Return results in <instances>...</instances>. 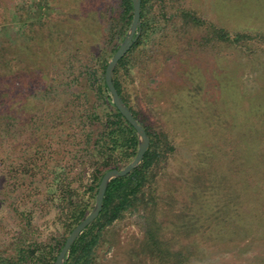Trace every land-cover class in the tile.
Instances as JSON below:
<instances>
[{
    "label": "rangeland",
    "instance_id": "374dc122",
    "mask_svg": "<svg viewBox=\"0 0 264 264\" xmlns=\"http://www.w3.org/2000/svg\"><path fill=\"white\" fill-rule=\"evenodd\" d=\"M110 1L23 0L27 12L30 7L37 12L39 4L46 6L53 28L63 14L74 20L68 27L74 41L66 38L70 51L74 43L84 41L78 43L80 50L71 61H64L67 53L59 59L47 57L33 82L31 73L23 68L26 61L21 62L24 70L17 74L21 77L17 80L21 83L17 86L18 108L13 106L11 115L3 114L7 119L0 145V178L5 186L0 193V250L7 248V253L14 252L7 243L13 241L18 229V216L23 221L31 219L32 241L45 247L58 246L70 234L71 204L83 200L94 207L96 203L90 186L97 164L84 157L88 152L83 135L90 128L84 102L72 91L52 92L46 84L82 74L89 64L102 74L101 62L91 59V54L103 42L108 25L103 12ZM148 7L150 27L132 53L127 81L142 117L167 132L175 147L157 169L162 194L157 218L167 225L169 236L176 235L179 243L188 246L191 257L186 264H264V214L240 210L235 217L232 206L225 205L226 189L219 193L222 204H218L220 197L211 198L212 189L200 196L213 183L225 181L224 170L235 156L232 123L247 130V123L257 121L264 132V42L204 45L200 39L204 28L179 16L184 7L230 32L250 30L264 35V0H150ZM21 13L22 9L18 13L14 8L0 33L6 59L12 58L11 42L22 46L27 38L20 32L31 20ZM228 75L237 81L240 96L232 92ZM15 77H6V93L7 82ZM61 109L69 114L59 127L51 111ZM9 125L13 127L9 129ZM257 134L258 138L264 135ZM26 157L32 158L31 165ZM210 170H214L213 175ZM200 207L204 216H197ZM149 214V208L135 207L107 225L97 251L99 264H153L141 248ZM190 219L196 224L186 227Z\"/></svg>",
    "mask_w": 264,
    "mask_h": 264
},
{
    "label": "trees",
    "instance_id": "16d2710c",
    "mask_svg": "<svg viewBox=\"0 0 264 264\" xmlns=\"http://www.w3.org/2000/svg\"><path fill=\"white\" fill-rule=\"evenodd\" d=\"M149 3L150 0H142L140 37L119 60L113 72V82L136 119L145 127L150 137V147L138 167L129 174L114 178L110 182L105 193L102 211L80 233L68 252L65 264H99L97 251L103 237V230L107 225L122 218L127 211L139 206H144L150 210L141 241V248L147 251L153 264H186L191 257L188 253V246L179 243L176 240V235L169 236L167 225L163 220L158 219L156 215L162 199V194L158 189L157 169L161 161L165 160L168 154L174 151L175 147L167 132L160 131L158 127L142 117L140 109H137L133 103L131 86L127 81L130 74L129 62L132 53L141 46L145 32L150 27L147 15ZM46 6H49L48 1H46ZM46 6L43 8L39 4L37 12L34 7H30L27 12L24 10L23 0H0V33L6 29L5 26L12 18L14 8L15 11L17 9L18 13L22 9L21 15L23 18L25 14L27 16L25 18L31 20L25 23V31L20 32V34L25 33L27 35V38L24 39V45L19 46V43L11 42L14 45L11 49L12 58L6 59V47L5 45L0 46V145L4 141L7 119L3 114L11 115L10 111H15V109L12 110L13 106L16 109L18 108L16 106L19 98L17 86L21 84L19 81L17 82L21 79L20 75H17L18 72L25 68L27 72L31 73L29 79L33 82V77L43 71L41 65L46 64L47 57L59 59V56L67 53L64 61L66 59L71 61L70 59H73L80 50L78 43L83 44L84 41V39H81L74 43V47L70 51L66 38L70 42L74 41L68 32L69 24L71 21L73 23L74 20L63 14L65 17L55 21V28H53L51 23L54 20L51 21L50 16H47ZM106 11H109L110 15ZM106 11L103 12V18H107L108 25H106V31L103 33V42L98 46L95 53L91 54V59L94 57L96 62H101L103 66L102 74L98 75L94 72L92 70L93 64H89L82 74L69 75L61 82L53 84L51 81V84H46L48 87L51 86L50 91L52 92L72 91L77 96L76 98L84 102V113L90 121V128L88 131H84L83 135L86 138L84 148L88 152V155L85 154L84 157H91L97 164L94 169L93 184L90 186L92 197L96 196L104 173L111 168L125 167L136 157L139 149L138 133L115 105L113 95L105 79L107 64L125 39L128 27L133 21V0H112ZM179 16L199 28H204L205 31L200 38L201 43L204 45L227 43L245 46L252 45L255 42H264V35L262 34H254L250 30L230 32L213 22H207L192 9L181 8ZM16 40H18L17 37ZM23 60L26 62L22 68L20 65ZM9 75L16 77L7 82L9 92L6 93L5 79ZM228 77L230 78L229 84L232 92L240 96L237 81L230 75ZM18 88L20 87L18 86ZM4 109H7V111L3 112ZM68 114L69 112L64 113L63 109L51 111V115L56 116V120L59 121V127L67 122L64 117L67 118ZM29 116H32L31 113ZM242 121L246 122L245 120ZM260 126L262 125H259L257 121H251L250 124L247 123L246 127L248 129L245 130L239 123H232L230 135L233 137V143L236 144L233 148L235 156L231 161L229 159L224 170L223 179L225 181L213 183L211 187L200 194L203 198L212 189L214 192L212 191L210 196L214 199L215 196L219 198V193L226 189L225 205L227 207L232 206L231 210L235 217L241 214L239 213L240 210L245 214H264V142H261L264 135L258 138L257 134L258 132H262V134L264 132ZM12 127L13 125L8 126L9 129ZM47 127L48 125L46 129ZM205 134L208 136L210 132L206 130ZM71 136L70 134L68 138ZM31 159L26 157L28 165H31L29 161ZM60 163H57L54 169L58 168ZM213 171H209L210 175L214 174ZM4 188V183H1L0 178V193L4 191ZM63 192H66V190H63ZM197 197L198 194L195 195V199ZM218 200L220 202L218 204H222V198L220 197ZM70 209L73 218L69 229L71 233L74 227L92 211L93 205L89 201L81 200L77 203L73 202ZM222 209H224V206ZM198 211L197 216H204L205 211L203 208L200 207ZM229 211L227 210V212ZM29 215L31 216V214ZM18 218L20 220L17 224L18 229L12 236L13 241L7 243L14 248V252L7 253L8 249L4 250L2 248L0 250V264H55V260L65 242L58 243V246L49 245L45 247L41 242L32 241L31 236L34 230L32 229L31 219L26 217V220L23 221V218L19 216ZM195 224L190 219L186 227Z\"/></svg>",
    "mask_w": 264,
    "mask_h": 264
},
{
    "label": "water",
    "instance_id": "95a60500",
    "mask_svg": "<svg viewBox=\"0 0 264 264\" xmlns=\"http://www.w3.org/2000/svg\"><path fill=\"white\" fill-rule=\"evenodd\" d=\"M141 3L142 0H133L134 7V18L131 23V26L128 30V33L121 43L120 47L117 49L111 60L107 64L105 79L106 83L113 95V101L120 112L126 117V119L135 127L138 136H139V149L136 157L125 167L123 168H111L107 170L98 187V191L96 194V203L92 209V211L82 220L80 221L71 233L67 236L65 243L60 250L55 264H65L67 255L72 245L80 235V233L90 225L100 214L103 209V202L106 190L110 182L117 177H122L129 174L133 169L138 167L146 151L150 147V137L145 129V127L136 119L131 109L128 107L126 102L123 100L121 95L119 94L114 82H113V72L115 67L117 66L119 60L131 49L134 43L138 40L141 34Z\"/></svg>",
    "mask_w": 264,
    "mask_h": 264
}]
</instances>
